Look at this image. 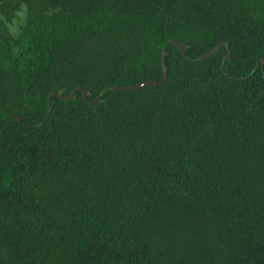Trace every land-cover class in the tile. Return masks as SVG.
I'll use <instances>...</instances> for the list:
<instances>
[{
	"label": "trees",
	"instance_id": "1",
	"mask_svg": "<svg viewBox=\"0 0 264 264\" xmlns=\"http://www.w3.org/2000/svg\"><path fill=\"white\" fill-rule=\"evenodd\" d=\"M0 264H264V0H0Z\"/></svg>",
	"mask_w": 264,
	"mask_h": 264
},
{
	"label": "water",
	"instance_id": "2",
	"mask_svg": "<svg viewBox=\"0 0 264 264\" xmlns=\"http://www.w3.org/2000/svg\"><path fill=\"white\" fill-rule=\"evenodd\" d=\"M168 44H174V45H176L177 47H179V49H180L182 52H184V47H183L182 45H180L177 41H174V40L169 41V42L165 45V48H164V50H163V52H162V55H163V64H164L165 56H166V54H167V52H166V47H167ZM218 48H219L218 46L215 47V48H213L211 51H209L208 53H206L205 55H203V56H201V57H198V58H195V59H193V58H189V59L194 60V61H199V60L206 59V58H208L209 56L213 55V54L217 51ZM167 78H168V72H167V70H166V68H165V65H164V79H163L162 82L148 81V82H144V83H141V84H138V85H130V86H114V87H112V88H109L108 90H133V89H138V88L145 87V86H149V85H160V84H164V83L166 82ZM82 92H83V94H84V97L88 100V92L85 91V90H82ZM55 95H57V92H54V93L51 95V97H50V102H49V113L47 114V118H46V119L49 118V116H50V114H51V111H52V109H53V96H55ZM73 98H74V93H71V95H70L68 98H66V99L71 100V99H73ZM99 101H100V98L98 97V98H96L94 101H91V102H92V103H98ZM16 117H17V119H19L18 116H16Z\"/></svg>",
	"mask_w": 264,
	"mask_h": 264
},
{
	"label": "rangeland",
	"instance_id": "3",
	"mask_svg": "<svg viewBox=\"0 0 264 264\" xmlns=\"http://www.w3.org/2000/svg\"><path fill=\"white\" fill-rule=\"evenodd\" d=\"M24 20H25V13L24 12H21L19 14V18L14 20L13 23H11L9 26H10V29L12 31V33L14 35H17L20 31V26L24 23Z\"/></svg>",
	"mask_w": 264,
	"mask_h": 264
}]
</instances>
